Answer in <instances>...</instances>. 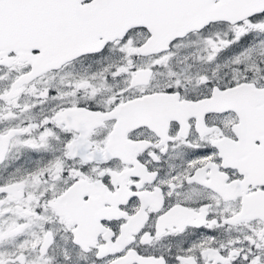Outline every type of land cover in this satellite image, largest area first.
<instances>
[{
    "label": "snow or ice",
    "instance_id": "obj_1",
    "mask_svg": "<svg viewBox=\"0 0 264 264\" xmlns=\"http://www.w3.org/2000/svg\"><path fill=\"white\" fill-rule=\"evenodd\" d=\"M0 264H264V0H0Z\"/></svg>",
    "mask_w": 264,
    "mask_h": 264
}]
</instances>
